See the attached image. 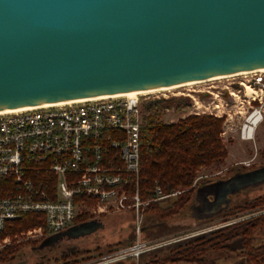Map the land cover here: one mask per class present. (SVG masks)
Here are the masks:
<instances>
[{"label":"water","instance_id":"obj_1","mask_svg":"<svg viewBox=\"0 0 264 264\" xmlns=\"http://www.w3.org/2000/svg\"><path fill=\"white\" fill-rule=\"evenodd\" d=\"M262 67L264 0H0V110Z\"/></svg>","mask_w":264,"mask_h":264},{"label":"built area","instance_id":"obj_2","mask_svg":"<svg viewBox=\"0 0 264 264\" xmlns=\"http://www.w3.org/2000/svg\"><path fill=\"white\" fill-rule=\"evenodd\" d=\"M254 73L256 76L233 81L228 91L234 99L242 98L238 101L242 140H250L264 119V75ZM150 97L158 104L166 94L98 98L1 114L0 230L7 221L28 212L45 216L43 227L21 233L29 238L58 232L79 216L130 214L135 236L130 244L77 264H112L127 258L137 264L141 254L191 236L188 232L161 239L142 238L146 207L180 193L163 194L156 187L147 200L139 193V132L143 102ZM256 208L261 209L252 208L223 222L264 213V206ZM243 214L246 216L240 218ZM223 222L218 227L226 225Z\"/></svg>","mask_w":264,"mask_h":264},{"label":"trees","instance_id":"obj_3","mask_svg":"<svg viewBox=\"0 0 264 264\" xmlns=\"http://www.w3.org/2000/svg\"><path fill=\"white\" fill-rule=\"evenodd\" d=\"M157 105V103H152L145 106L147 115H144L140 127L139 193L142 199L147 200L154 195L156 187H159L163 194L178 190L181 192L174 196L160 198L146 207L144 240L169 236V233H166L169 223L184 216L193 202L192 193L195 188L192 184L197 170L211 164L220 165L227 156V148L220 136L222 117L212 114H195L188 115L177 122L165 123L158 117ZM237 169L243 171L244 167L234 165L230 171L232 173ZM239 202L234 200L229 202L213 219L229 218L234 214L263 206L264 194H259L242 203ZM97 218L102 219L105 216L89 219L86 216H79L71 224L77 225ZM203 221L200 220V222ZM44 225L45 216L42 213L28 212L19 219L7 221L0 230V241L8 237L11 243L0 249V264H15L22 252V244L37 245V242L30 241L16 243L15 237L29 228ZM130 229L132 230L133 227ZM49 235L52 234L48 233L46 236ZM263 238L264 213L151 249L140 255L137 264L182 262L188 264H264ZM133 240L132 236L123 242L86 250L67 247L52 256L39 253L41 258L36 264H74L80 259L94 257L128 245ZM112 264H135V261L127 258Z\"/></svg>","mask_w":264,"mask_h":264},{"label":"rangeland","instance_id":"obj_4","mask_svg":"<svg viewBox=\"0 0 264 264\" xmlns=\"http://www.w3.org/2000/svg\"><path fill=\"white\" fill-rule=\"evenodd\" d=\"M262 75H264V73ZM252 76H256V74L249 73L241 76L206 80L171 89L169 88L159 92L154 91L142 94L148 96H161L166 94L164 101H159L156 106L159 119L165 123L177 122L185 119L188 115L195 114H212L223 118L220 136L225 143L228 156L220 165L211 164L212 166H203L197 170L195 180L192 184V187L195 188L192 193L193 202L188 207L187 213L184 214V216L180 219H174L169 223L166 231V233H169V236L166 235V237L188 232L193 236L199 234L200 231L213 228V225L216 226V228L222 227L223 225L218 227V224H221V222L226 219H233L227 217H217L213 219V217L217 216L218 209L207 214L205 219H199L204 218L199 216L198 210L200 207L198 206L201 205L200 201L204 195L203 191L205 190L216 192L218 197L225 193L222 197H224L223 202H225L226 205L233 200L242 203L259 194H264V119L257 126L255 134L250 140H242L239 136V127L243 117H240L238 112V101L242 100V98L240 97L239 100L234 99V97L228 93V91L232 90L233 81H237V79L240 80L243 77L250 78ZM233 87L237 88V85ZM152 100L153 99L150 97V99L143 102L142 108L144 115H147L145 106L151 105ZM243 109H246V107ZM232 165L242 166L244 169L243 171L237 169L231 173L230 168ZM211 181H215V183L204 186V183H209ZM178 191L181 192V190ZM212 198H210L211 203L208 202L207 204H212L211 206L214 207L220 199ZM259 209L261 208H255L254 211ZM240 216V218H242L246 215L243 214ZM253 216L254 215H249L243 219ZM200 220L205 221L200 222ZM223 223L229 224L230 222L226 221ZM131 227L133 226L130 215L114 214L102 219H91L77 225L70 224L45 238H29L19 234L15 237L16 243L20 244L30 241L37 242V245L34 243L22 244V252L15 264H36L41 258L39 253L52 256L54 253L66 249L67 247L86 250L93 249L97 246L104 247L112 243L123 242L132 236L133 239H135L133 229H130ZM40 238L42 239L39 241ZM10 243V238H3V240L0 241V249ZM35 249H40L41 251L37 252ZM78 258L80 259L81 257ZM83 260L84 259H80L74 264L80 263ZM177 264L188 263L182 262Z\"/></svg>","mask_w":264,"mask_h":264},{"label":"bare ground","instance_id":"obj_5","mask_svg":"<svg viewBox=\"0 0 264 264\" xmlns=\"http://www.w3.org/2000/svg\"><path fill=\"white\" fill-rule=\"evenodd\" d=\"M254 72L264 73V67L259 68V69H252V70H248V71H242V72H238V73H230V74H226V75H219V76L209 77V78H205V79H198V80L190 81V82H187V83L173 84V85H167V86H162V87H155V88H149V89L125 92V93H118V94L102 95V96H97V97H87V98H82V99H73V100H69V101L45 103V104L26 106V107H20V108H15V109H4V110H0V115L1 114H11V113H16V112H22V111H25V110H31V109L40 108V107L60 106V105L69 104V103L89 101V100H94V99H98V98L121 97V96H138V95H142L143 93H149V92H154V91L159 92V91H162V90H167L169 88L171 89V88H174V87H179V86H183V85H186V84L197 83V82H201V81L213 80V79H218V78H225V77H230V76L245 75V74L254 73ZM246 90H247V93L250 92L249 87H246Z\"/></svg>","mask_w":264,"mask_h":264},{"label":"flooded vegetation","instance_id":"obj_6","mask_svg":"<svg viewBox=\"0 0 264 264\" xmlns=\"http://www.w3.org/2000/svg\"><path fill=\"white\" fill-rule=\"evenodd\" d=\"M207 195H208V197H207ZM211 195H212V196H211ZM206 197H207V199H202V200L200 201V203H203V202L208 203L207 201H210V198H212V197H214L215 199H220V197L217 196V193H214V191H212V190H208V191H207V193H206ZM212 199H213V198H212ZM214 201H215V200H214ZM198 203H199V202H198ZM210 203H211V202H210ZM217 204H224V205H221V207L218 209L216 215L220 214L221 211L223 210V208L226 207L225 203H219V202H217ZM227 204H228V203H227ZM208 205L211 206L212 204H207L206 207H208ZM241 213H242V212H241ZM239 214H240V213H239ZM235 215H238V214H234V215H232V216H235ZM232 216H230V217H232ZM243 220H244V219H243ZM235 222H236V221H235Z\"/></svg>","mask_w":264,"mask_h":264},{"label":"crops","instance_id":"obj_7","mask_svg":"<svg viewBox=\"0 0 264 264\" xmlns=\"http://www.w3.org/2000/svg\"><path fill=\"white\" fill-rule=\"evenodd\" d=\"M227 156H228V152H227ZM227 156H226V158H227ZM226 158H225V159H226ZM224 161H225V160H224ZM214 165H215V164H214ZM210 166H212V165H210ZM232 166H234V165H232ZM207 167H209V166H207ZM204 176H205V175H204ZM201 179H202V178H201ZM263 206H264V205H263ZM115 214H117V215H118V214H119V215H120V214H124V215H127V216L130 215L129 213H115ZM111 215H114V214H111ZM107 216H110V215H105V217H107ZM199 219H205V218H199ZM190 230H191V229H190Z\"/></svg>","mask_w":264,"mask_h":264}]
</instances>
